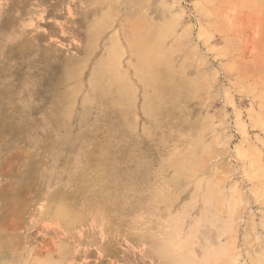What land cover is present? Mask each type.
<instances>
[{
    "label": "rangeland",
    "instance_id": "obj_1",
    "mask_svg": "<svg viewBox=\"0 0 264 264\" xmlns=\"http://www.w3.org/2000/svg\"><path fill=\"white\" fill-rule=\"evenodd\" d=\"M0 264H264V1L0 0Z\"/></svg>",
    "mask_w": 264,
    "mask_h": 264
},
{
    "label": "bare ground",
    "instance_id": "obj_2",
    "mask_svg": "<svg viewBox=\"0 0 264 264\" xmlns=\"http://www.w3.org/2000/svg\"><path fill=\"white\" fill-rule=\"evenodd\" d=\"M262 1H264V0H262ZM148 61V60H147ZM150 69V68H149ZM71 199V198H70ZM84 223V222H83ZM111 230H112V228H111ZM88 233V232H87ZM105 238V237H104ZM108 247V246H107Z\"/></svg>",
    "mask_w": 264,
    "mask_h": 264
}]
</instances>
